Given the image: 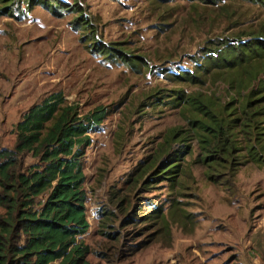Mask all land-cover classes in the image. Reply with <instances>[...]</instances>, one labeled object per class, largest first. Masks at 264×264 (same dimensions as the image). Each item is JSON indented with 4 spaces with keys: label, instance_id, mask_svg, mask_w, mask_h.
<instances>
[{
    "label": "rangeland",
    "instance_id": "obj_1",
    "mask_svg": "<svg viewBox=\"0 0 264 264\" xmlns=\"http://www.w3.org/2000/svg\"><path fill=\"white\" fill-rule=\"evenodd\" d=\"M259 25L241 0H0V148L51 92L107 108L85 154L91 264H264L263 74L213 58Z\"/></svg>",
    "mask_w": 264,
    "mask_h": 264
},
{
    "label": "trees",
    "instance_id": "obj_2",
    "mask_svg": "<svg viewBox=\"0 0 264 264\" xmlns=\"http://www.w3.org/2000/svg\"><path fill=\"white\" fill-rule=\"evenodd\" d=\"M193 1L215 4L222 0ZM241 1L264 8V0ZM243 36L217 49L213 58L244 74L253 71L254 76L260 71L263 78L259 86L264 88V25L251 31L249 37ZM251 98L249 94L242 103L245 114L257 106L250 105L254 100ZM190 100L202 114L209 115L208 104ZM107 114L101 104L81 111L61 91H54L33 104L15 123L13 146L0 148V264H91L87 259L89 247L82 238L89 229L85 154L91 143L90 132ZM209 116L211 124L201 121L203 127L220 138L224 125L212 113ZM217 143L218 150H229L225 138ZM175 160L161 170L164 178L178 171Z\"/></svg>",
    "mask_w": 264,
    "mask_h": 264
}]
</instances>
